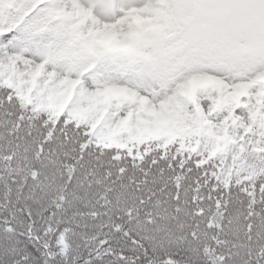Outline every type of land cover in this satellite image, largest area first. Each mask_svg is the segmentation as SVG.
Wrapping results in <instances>:
<instances>
[{
	"label": "snow or ice",
	"instance_id": "1",
	"mask_svg": "<svg viewBox=\"0 0 264 264\" xmlns=\"http://www.w3.org/2000/svg\"><path fill=\"white\" fill-rule=\"evenodd\" d=\"M0 264H264V0H0Z\"/></svg>",
	"mask_w": 264,
	"mask_h": 264
}]
</instances>
